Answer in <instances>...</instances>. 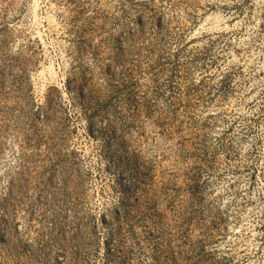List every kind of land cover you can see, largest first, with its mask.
<instances>
[{
    "label": "rangeland",
    "instance_id": "rangeland-1",
    "mask_svg": "<svg viewBox=\"0 0 264 264\" xmlns=\"http://www.w3.org/2000/svg\"><path fill=\"white\" fill-rule=\"evenodd\" d=\"M0 264H264V0H0Z\"/></svg>",
    "mask_w": 264,
    "mask_h": 264
}]
</instances>
